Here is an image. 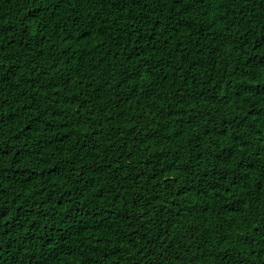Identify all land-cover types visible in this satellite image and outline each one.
Wrapping results in <instances>:
<instances>
[{
    "label": "trees",
    "instance_id": "1",
    "mask_svg": "<svg viewBox=\"0 0 264 264\" xmlns=\"http://www.w3.org/2000/svg\"><path fill=\"white\" fill-rule=\"evenodd\" d=\"M0 264H264V0H0Z\"/></svg>",
    "mask_w": 264,
    "mask_h": 264
}]
</instances>
